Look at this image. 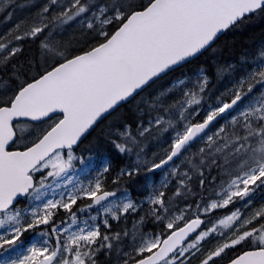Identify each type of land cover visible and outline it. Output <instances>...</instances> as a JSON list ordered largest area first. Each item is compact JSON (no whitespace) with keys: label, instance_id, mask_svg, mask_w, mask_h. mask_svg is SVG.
Returning <instances> with one entry per match:
<instances>
[{"label":"snow or ice","instance_id":"1","mask_svg":"<svg viewBox=\"0 0 264 264\" xmlns=\"http://www.w3.org/2000/svg\"><path fill=\"white\" fill-rule=\"evenodd\" d=\"M0 264H264V0H0Z\"/></svg>","mask_w":264,"mask_h":264},{"label":"trees","instance_id":"2","mask_svg":"<svg viewBox=\"0 0 264 264\" xmlns=\"http://www.w3.org/2000/svg\"><path fill=\"white\" fill-rule=\"evenodd\" d=\"M231 35L228 37V39H231ZM236 50L238 51L239 48L244 44L246 40V33H240L236 37Z\"/></svg>","mask_w":264,"mask_h":264}]
</instances>
